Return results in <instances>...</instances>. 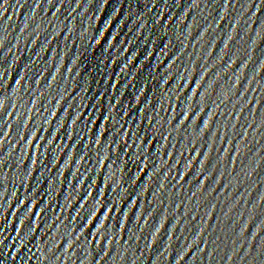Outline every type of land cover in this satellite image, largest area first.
<instances>
[{"label":"water","instance_id":"water-1","mask_svg":"<svg viewBox=\"0 0 264 264\" xmlns=\"http://www.w3.org/2000/svg\"><path fill=\"white\" fill-rule=\"evenodd\" d=\"M0 264H264V0H0Z\"/></svg>","mask_w":264,"mask_h":264}]
</instances>
